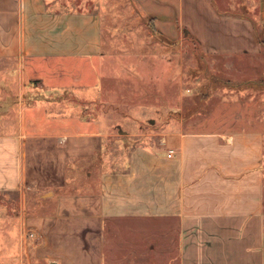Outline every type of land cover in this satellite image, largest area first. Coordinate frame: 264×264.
<instances>
[{"label":"crops","instance_id":"0c3cea01","mask_svg":"<svg viewBox=\"0 0 264 264\" xmlns=\"http://www.w3.org/2000/svg\"><path fill=\"white\" fill-rule=\"evenodd\" d=\"M133 1L159 33L176 36L184 25L204 52L238 57L226 67L240 68L245 55L254 67L258 61L251 56L264 51V0ZM236 2L238 8L233 7ZM104 20L96 10L62 8L54 0H0V60L8 75L25 87L14 95L25 101L13 106L20 123L9 131L30 133L28 118L33 134L52 138L55 132H69L59 134L57 143L64 138L65 144L70 142L72 162L78 144L96 152V142L106 137L105 125L103 129L96 120L76 123V111H56L55 100L61 98L31 97L26 86L34 77L42 78L41 57L110 51L104 43ZM256 80L250 72L234 77L227 82L234 85L236 97H226L199 119L169 124L158 140L132 146L119 166L104 162L88 169L87 194L95 198L89 211L104 220H143L141 238L150 230L159 243L167 242L170 264H264V118L258 127L256 117L257 112L264 114V106L259 111L251 84ZM19 142L11 134L1 141L2 150L12 155ZM7 170L6 179L17 178L14 167ZM126 225L132 228L130 222Z\"/></svg>","mask_w":264,"mask_h":264},{"label":"rangeland","instance_id":"374dc122","mask_svg":"<svg viewBox=\"0 0 264 264\" xmlns=\"http://www.w3.org/2000/svg\"><path fill=\"white\" fill-rule=\"evenodd\" d=\"M54 2L62 8L100 12L107 26L104 43L110 51L41 57L42 78L34 77L26 90L31 97L61 98L54 99L56 111H76V123L96 120L103 129L107 127L106 137L98 139L95 153L78 144L76 162H72L70 142L65 144L64 138L62 144L57 143L59 134L69 132H55L52 138L33 134L28 118L30 133L9 131L20 123L13 106L25 100H16L14 95L24 86L8 75L0 60V264H170L167 242L159 243L150 230L141 238L143 220H104L98 212L89 211L95 198L87 194V170L100 168L104 162L119 166L132 146L158 140L169 124L199 119L226 97H236L234 85L227 82L236 76L256 74V83L251 84L256 87L260 111L264 51L251 56L258 61L254 67L249 55L243 57L246 62L240 68L234 67L230 64L239 61L237 56L204 52L184 25H179L176 36L159 33L150 17L140 15L133 0ZM233 7L238 8V3ZM62 62L73 64L62 70ZM61 81L72 85L54 83ZM262 113L257 112L258 127ZM11 134L20 142L7 155L1 141ZM12 167L17 178L10 181L6 171ZM262 172L264 176V155ZM128 222L132 228L126 227ZM138 239V245L132 243Z\"/></svg>","mask_w":264,"mask_h":264},{"label":"water","instance_id":"95a60500","mask_svg":"<svg viewBox=\"0 0 264 264\" xmlns=\"http://www.w3.org/2000/svg\"><path fill=\"white\" fill-rule=\"evenodd\" d=\"M53 264H56V263H55V261H54V263H53Z\"/></svg>","mask_w":264,"mask_h":264},{"label":"built area","instance_id":"2783aa9c","mask_svg":"<svg viewBox=\"0 0 264 264\" xmlns=\"http://www.w3.org/2000/svg\"><path fill=\"white\" fill-rule=\"evenodd\" d=\"M169 154H171V153H169Z\"/></svg>","mask_w":264,"mask_h":264}]
</instances>
